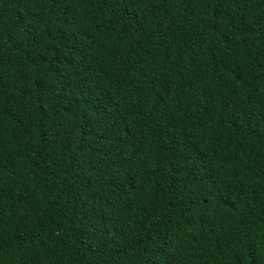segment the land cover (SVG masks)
I'll use <instances>...</instances> for the list:
<instances>
[{"label": "trees", "instance_id": "trees-1", "mask_svg": "<svg viewBox=\"0 0 264 264\" xmlns=\"http://www.w3.org/2000/svg\"><path fill=\"white\" fill-rule=\"evenodd\" d=\"M0 264H264V0H0Z\"/></svg>", "mask_w": 264, "mask_h": 264}]
</instances>
